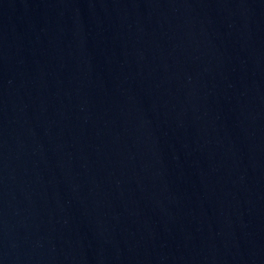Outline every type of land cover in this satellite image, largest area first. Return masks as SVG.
Wrapping results in <instances>:
<instances>
[{"label": "water", "instance_id": "water-1", "mask_svg": "<svg viewBox=\"0 0 264 264\" xmlns=\"http://www.w3.org/2000/svg\"><path fill=\"white\" fill-rule=\"evenodd\" d=\"M0 264H264V0H0Z\"/></svg>", "mask_w": 264, "mask_h": 264}]
</instances>
